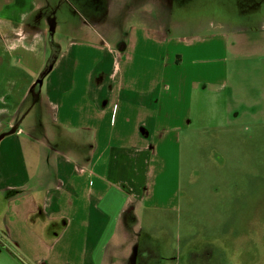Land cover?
<instances>
[{
  "label": "crops",
  "instance_id": "0c3cea01",
  "mask_svg": "<svg viewBox=\"0 0 264 264\" xmlns=\"http://www.w3.org/2000/svg\"><path fill=\"white\" fill-rule=\"evenodd\" d=\"M56 1L0 0V135L12 131L0 141V198L16 195L10 198L6 208L0 206V226L8 229L9 237L17 244L15 240L17 236L21 237L20 222L23 218L30 219L32 226L37 224L43 228L39 215L44 212L55 223L52 225V236L57 235L55 241L46 247L55 248L73 229L76 216L82 214V225L74 228L79 230L74 236L80 237L83 246L97 242V247H100L103 236L107 237V241L103 242L107 254L119 225L124 223L123 213L133 198L137 206L144 204L173 211L178 208L179 200L173 198L172 193L180 190L175 175L178 171L176 152L181 136L191 128L193 100L196 98L204 103L209 95L219 98L216 89L228 85L229 71L221 58L228 56L231 41L228 36L216 32L208 37L193 38L199 40L197 44L175 36L157 37L149 32L147 26H139L133 28L132 40L125 42L126 48L122 53L110 47L107 41L96 42L93 40L97 38L88 39L83 37L85 35L59 43L61 52L50 73L53 76L54 71L63 69L59 85L55 86V80L50 79V92L43 94L42 87L40 99L33 105L45 107L44 96H47L51 103V106L46 103L51 123L61 126L60 131L75 134L76 130L84 129L86 133L93 134L95 148L88 162L89 167L83 163L79 166V159H76L77 163L72 159L75 157L74 149L73 155L65 154L66 151L58 148H54V154L53 150L45 149L42 142L45 138L33 126L34 109L24 114L29 99H32L31 87L45 67L48 56L47 41L43 38L42 29H38L44 27L43 18L35 19L37 22H33L31 27V17L37 11H52V6L60 9V0ZM63 1L66 7V0ZM44 21L49 26L48 19ZM139 34L143 36L141 41ZM149 44L162 52L159 57L146 54L151 52ZM232 45L237 43L233 41ZM183 49H190V52L185 54ZM139 55L143 67L137 71L129 68L141 65H135ZM152 58L157 59V71L160 70V78L156 82L150 79L148 62ZM200 59L208 60L212 65L208 68L198 66ZM29 61L32 62L30 68L36 69L32 74L28 70ZM33 74L36 76L31 79ZM20 82L22 96H18ZM211 86L214 88L211 89ZM81 109H84V120ZM39 113L44 116L42 109ZM37 123L39 125L40 122ZM7 140L10 150L6 149L2 158L3 144ZM77 155L81 158L79 153ZM55 156L63 160L62 164L55 165L56 169L52 164ZM29 157L34 169L29 167L33 172L28 180L12 183L14 172L7 174L4 168H16L21 161L27 164ZM40 174L46 181L40 180ZM162 183H167L171 189L169 193L159 189ZM90 194L95 197L93 210L102 223L93 229L96 220L92 217L82 231L84 218L90 217V213L88 205L79 202L87 200L85 196ZM12 202L22 203L23 215L17 211L19 217L17 214L13 217V213L8 217ZM80 204H83L82 208ZM132 215L135 212L130 213ZM60 218L69 219L61 234L58 227L62 221L57 224ZM23 225L22 229L31 232L35 242H38V231ZM92 236L97 239L93 240ZM119 246H122L121 249L117 247V252L112 250L111 254L121 253L122 258L117 263L125 264L129 255L124 251L123 241ZM96 258L97 252H94L91 260ZM68 262L72 264V261ZM89 264H98V261Z\"/></svg>",
  "mask_w": 264,
  "mask_h": 264
},
{
  "label": "rangeland",
  "instance_id": "374dc122",
  "mask_svg": "<svg viewBox=\"0 0 264 264\" xmlns=\"http://www.w3.org/2000/svg\"><path fill=\"white\" fill-rule=\"evenodd\" d=\"M60 1L65 5V1ZM227 1H176L171 10H165L163 4L166 3V0H104L107 5L105 16L103 15L104 17L102 16L101 19L98 17L97 22L86 11L73 4L74 2L71 0H66V7L63 9L61 6L60 9L52 6V11H42L46 16H39L42 12L34 13L31 17V27L35 19L43 18L44 27H38V29H42L43 38L47 41V61L51 55V48L48 26L44 20L49 19L46 18L47 16L54 15L55 9L57 22L59 19L62 21V24L58 25V33L56 31L54 37L55 43L58 45L71 38L85 35L83 37L88 39L97 38V40H93L96 42L107 41L110 43V47L116 48L122 53L126 48L125 42L128 43L132 40L130 35L134 31L133 28L139 26H147L148 30L150 28L149 32L157 37L175 36L190 40L189 42H197V44L199 40L193 38L208 37L209 34L218 32L228 36L231 44L230 49H227L228 56L221 58V62L227 64L229 71L228 85L226 88H221L219 98L209 95L204 103L197 101L196 98L193 100L191 128L189 131L187 130L188 132H183L181 136L180 147L176 152V169L178 168V171L175 175L180 190L172 193L173 198L179 200L178 208L173 211L167 208L147 207L144 204L137 206L135 204L136 216L132 215V217L137 218V223H133L131 228H126L123 222L119 225L117 235L112 239L115 241L108 248L107 254L103 249V242L107 241V237L103 236L100 247H97V242L83 246L80 237L74 236L75 232H79L74 228L82 225V214L76 216L73 229L68 234L66 233V238L64 237L60 245L55 248L46 247L48 243L55 241L57 235L52 236V225L55 223L44 212L43 215H39L43 228L37 224L32 226L30 219L23 218L20 222L22 228L25 224L29 230L38 231L40 236L38 242H35L31 232L21 228V237H16L17 244H15L8 235V229H2L0 226V234L6 238L10 245L16 248L17 254L24 257L22 260L26 264H71L70 262L66 263L67 260L72 261V264H89L94 263V261L96 263L98 261V264H116L118 260H121L122 254L111 253L112 250L117 252L118 248L121 249L122 246L119 245H122V241L124 251H127L126 255H129L125 259V264H137L136 260L133 262L134 249L132 250L131 247L138 241V238L142 248L149 256V258H144L145 260L143 259L140 264H188L189 261L184 259L186 251L191 254L189 264H196L197 262V264H205L207 259L213 264H264V249L255 248L258 245L264 246V229L257 233L256 228L251 226L252 220H249V214L252 212L249 213L245 210V213H242V208L250 202L241 198L244 194V188L251 181L250 177H259L258 181L262 185L264 183V139L262 141L264 137V8L257 13L253 12L251 19L244 20V17L243 19L239 17L240 12L238 13L236 0H233L235 6L226 11ZM98 2L97 4H100V1ZM245 13H247V9H242L241 14ZM64 21H69V25ZM142 38L143 36L139 34L138 39L141 41ZM133 41L137 42L136 39ZM233 41L237 43L236 46L232 45ZM147 46L151 51L146 53L148 56L156 55L159 57L162 53L152 44ZM189 52L190 49H183V53L188 54ZM140 58L141 55L135 61V65L140 63V66H129V68H134L136 71L141 69L144 63ZM29 63L28 70L32 74L36 69L30 68L32 62L29 61ZM197 63L198 66L207 68L212 65L205 59H200ZM157 64L156 58H152L148 62L150 79L153 82L160 78V70L157 71ZM80 65L82 64L80 63ZM61 69L54 71L53 76L49 74L46 77L43 94L50 92L48 84L50 79H54L55 86L58 87L59 80H61L60 73L63 70ZM36 74H33L31 79ZM17 88L19 90L18 96H22L21 82ZM210 88L213 89L214 86ZM44 99L51 106L47 96H44ZM46 103L44 104L45 107L39 106L34 109L33 113L35 115L33 126L45 138L42 141L44 148L53 150V154L58 148L63 152L66 151L65 154L73 155L71 143L70 147L66 142L62 143L61 146L57 143V137L70 138L68 142L86 144L88 146L87 158L81 159L75 150V157L72 159L75 162L76 159H79L78 165L83 163L89 167L88 162L95 148L93 134L89 131L86 133L84 129L76 130L75 134L66 130L59 131L54 123H51L52 120H50ZM41 109L43 110V117L40 115L41 112L39 113ZM80 111L84 120V109ZM22 114L23 111L19 115L22 116ZM37 121L40 122L39 125ZM9 144L8 140L3 144L2 158L6 154L4 151L10 150ZM64 144L66 145L64 146ZM91 146L94 148L91 149ZM30 160L29 157L27 164L24 161L17 163L16 168H4L7 174L14 172L13 177H11L12 183L19 184L28 180L33 172L29 169L30 166H33ZM60 162L63 160H58L57 156L53 158L54 169H56L55 165L58 166ZM44 178L40 174V180L46 181ZM256 182L254 181L253 184ZM160 188L162 192L169 193L171 191L167 183H162ZM15 196L0 198V206L6 208L10 198ZM54 196V194L51 195L52 198ZM85 197L87 200L82 199L79 203L85 202L88 205L90 217L84 218L85 223L82 231L91 222L92 217L96 220V227L93 226V229L98 228L99 224L102 223L98 218V213L93 210L95 197L92 194ZM12 203L13 207L8 217L12 216V213L15 217L17 211L23 215L25 211L21 209L22 203ZM82 205L80 204L79 207L82 208ZM60 220L62 224L58 227L59 234L63 233L69 223L68 218H60L57 219V224L61 222ZM0 224H2L1 221ZM91 238L97 239L96 236ZM220 251L226 253V259L221 258ZM94 252H97V258L91 260ZM0 264L24 263L6 248L0 251Z\"/></svg>",
  "mask_w": 264,
  "mask_h": 264
},
{
  "label": "flooded vegetation",
  "instance_id": "af4514ba",
  "mask_svg": "<svg viewBox=\"0 0 264 264\" xmlns=\"http://www.w3.org/2000/svg\"><path fill=\"white\" fill-rule=\"evenodd\" d=\"M71 1H73L74 2L73 4L77 5L78 8L86 11L90 15V17H92V19L95 22H97L98 17H100V19H101L105 16L104 14L106 12L107 5L104 2V0H71ZM98 1H100V4H97V3H99ZM157 1H159V0H157ZM176 1L185 2L188 0H166V3L163 4V5H165L164 6L165 10H167V9L171 10L174 7ZM101 2H102V4H101ZM234 3L235 2L233 0H228L226 2V5L228 6L226 11H228V9H230V7L231 8L234 7L235 6ZM236 4H237L236 6H237L238 13L240 12L239 17H241L242 19L244 17V20L251 19L252 18L251 13H253V12L257 13L262 8H264V0H236ZM59 6H61V9H63L65 7V5L63 4L62 1H59ZM242 9H247V13L241 14ZM44 12H42L39 16H41V17L46 16ZM53 14L54 15H52V16L50 15L49 17L48 16L46 17V18H49L48 19V21H49L48 31L50 30V27L52 24L55 25V27H56L55 31H57L58 25L62 24L61 19H59L57 22V19L55 17L56 9H55V13H53ZM34 22H37V21L35 20ZM64 22L69 25V21H64ZM55 35H56V32H55ZM223 88H226V87H223ZM216 91L218 92V95H219V93L221 92V88L216 89ZM32 99L31 98L29 99V103L26 105V107L27 106L28 107L25 109V111H27L28 109L31 110V108L36 109L37 107H39L38 104L33 105ZM27 114H28V112L26 113V115ZM249 115H251V114H249ZM56 127L58 128L59 131L62 128L61 126H58V125H56ZM38 132H40V131H38ZM57 138H58L57 139L58 144H60L62 146V143L66 142L68 147H69L70 143H71V145L73 146L72 149L76 150L77 153H79L81 155V159L87 158L86 156H84V153H87V149H88V146L86 144L68 142L70 140V138H64V137H62V138L57 137ZM263 139H264V137L262 138V141H263ZM65 145L66 144H64V146ZM64 148H66V147H64ZM250 178H251V181L246 185V187L244 188L245 189L244 194L241 196V198L247 199L250 203L246 204L245 207L242 208V210H243L242 213H245V210L249 213L252 212V214H249V218H250L249 220H252L251 226L256 228V232L259 233V232H261L262 229H264V199H263L264 183L262 185V183L260 181H258L259 177H250ZM254 181H257V182L255 184H253ZM253 185H255V186H253ZM123 189L130 193L129 189H127L126 187H123ZM134 209H135V198H133V202L131 204H129L128 208L125 209V211L123 213L124 223L126 225V228H131L133 226V223H135V222L137 223V218L130 216V213H134ZM137 238H138V236H137ZM7 246L10 248L9 250H12L13 252L15 251L14 248L8 243L6 238L2 234H0V248H1V250L6 249ZM255 248L264 249V246L258 245ZM133 249H134V251H133V262H134V260H136L137 264H140V262L143 261L144 258H149L147 252L142 248V244H140L139 238H138V241L136 243H134ZM158 256H159V254H158ZM190 256H191L190 252L186 251V253L184 254V259H186L187 261L190 262ZM226 257H227L226 253L221 252V258L226 259ZM154 258H156V257H154ZM179 261L183 262L181 260H179ZM189 262H187V263L189 264ZM204 263L205 264H213L208 259ZM175 264H178V263H175Z\"/></svg>",
  "mask_w": 264,
  "mask_h": 264
},
{
  "label": "water",
  "instance_id": "95a60500",
  "mask_svg": "<svg viewBox=\"0 0 264 264\" xmlns=\"http://www.w3.org/2000/svg\"><path fill=\"white\" fill-rule=\"evenodd\" d=\"M254 14V13H251ZM55 25H51L50 30H49V44H50V48H51V55L45 65V67L43 68V70L41 71V73L39 74L38 78L36 79L35 83L33 84V86L31 87V95L33 98V102L36 103L39 101L40 96H41V91H42V87L44 84V81L46 79V77L52 72L55 63L60 55L61 52V46L58 45L57 43H55ZM0 251L1 248H0Z\"/></svg>",
  "mask_w": 264,
  "mask_h": 264
},
{
  "label": "trees",
  "instance_id": "16d2710c",
  "mask_svg": "<svg viewBox=\"0 0 264 264\" xmlns=\"http://www.w3.org/2000/svg\"><path fill=\"white\" fill-rule=\"evenodd\" d=\"M30 111V109H28L24 114H26L27 112H29ZM16 128V127H15ZM14 128V129H15ZM10 133H12V131H10V132H5V133H3L1 136H0V141L7 135V134H10ZM94 148V146H91V149H93ZM19 191V190H18ZM12 246V245H11ZM13 248H14V252L12 251V250H9L10 248L7 246L6 248H7V250L8 251H10V253L12 254H15L16 255V257L19 259V260H21L24 264H26V262L25 261H23L22 259L24 258L23 256L21 257L19 254H17V250H16V248L14 247V246H12Z\"/></svg>",
  "mask_w": 264,
  "mask_h": 264
},
{
  "label": "bare ground",
  "instance_id": "6f19581e",
  "mask_svg": "<svg viewBox=\"0 0 264 264\" xmlns=\"http://www.w3.org/2000/svg\"><path fill=\"white\" fill-rule=\"evenodd\" d=\"M243 16V15H242Z\"/></svg>",
  "mask_w": 264,
  "mask_h": 264
}]
</instances>
